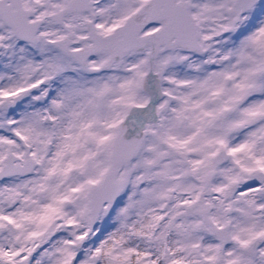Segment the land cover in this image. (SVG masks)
<instances>
[{
    "label": "snow or ice",
    "instance_id": "6c2138e0",
    "mask_svg": "<svg viewBox=\"0 0 264 264\" xmlns=\"http://www.w3.org/2000/svg\"><path fill=\"white\" fill-rule=\"evenodd\" d=\"M0 264H264V0H0Z\"/></svg>",
    "mask_w": 264,
    "mask_h": 264
}]
</instances>
